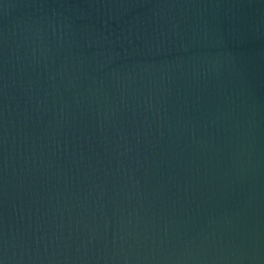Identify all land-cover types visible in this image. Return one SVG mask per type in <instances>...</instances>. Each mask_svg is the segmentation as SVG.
Listing matches in <instances>:
<instances>
[{
  "label": "water",
  "instance_id": "95a60500",
  "mask_svg": "<svg viewBox=\"0 0 264 264\" xmlns=\"http://www.w3.org/2000/svg\"><path fill=\"white\" fill-rule=\"evenodd\" d=\"M0 264H264V0H0Z\"/></svg>",
  "mask_w": 264,
  "mask_h": 264
}]
</instances>
